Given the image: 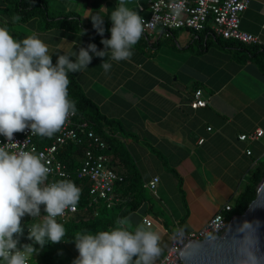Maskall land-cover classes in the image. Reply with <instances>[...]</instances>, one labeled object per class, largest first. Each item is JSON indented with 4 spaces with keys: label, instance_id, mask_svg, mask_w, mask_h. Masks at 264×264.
<instances>
[{
    "label": "crops",
    "instance_id": "0c3cea01",
    "mask_svg": "<svg viewBox=\"0 0 264 264\" xmlns=\"http://www.w3.org/2000/svg\"><path fill=\"white\" fill-rule=\"evenodd\" d=\"M46 1L53 15L77 16L81 22L78 30L34 28L32 34L53 58L68 54L75 60L71 54L89 43L103 49L90 16L105 18L103 38H110L108 17L119 0ZM139 4L147 5V0H125L140 17L148 15ZM241 28L260 44L217 41L205 31L187 28L168 35L158 27L151 35L142 32L129 59L112 60L109 50L104 57L111 65L107 72L101 58L90 52L91 64L74 73L102 116L118 121H103L112 137L109 153L116 169L147 182L160 177L157 192L147 190L148 199L130 216L135 228L128 229L143 226L158 235L159 253L152 264L161 262L178 228L189 234L204 227L235 202L257 166L264 165V134L240 139L264 130V70L253 53L256 45L264 50V0L251 1ZM198 90L207 105L195 108Z\"/></svg>",
    "mask_w": 264,
    "mask_h": 264
},
{
    "label": "clouds",
    "instance_id": "9594fccd",
    "mask_svg": "<svg viewBox=\"0 0 264 264\" xmlns=\"http://www.w3.org/2000/svg\"><path fill=\"white\" fill-rule=\"evenodd\" d=\"M90 18L102 37L103 49L89 43L71 54L75 60L60 54L55 63L48 46L35 33L17 41L6 26L0 27V136L6 141L0 144V264H29L49 242L61 243L65 227L57 217L67 209L75 211L80 197V189L70 180L45 183L50 169L43 162V153L10 151L21 144L15 134L29 130L51 137L76 111L75 102L68 98L69 73L88 67L93 59L90 52L101 58L100 66L107 72L111 68L104 60L107 52L110 50L115 61L129 59L143 31L140 16L125 0H119L108 17L110 38H103L105 18L99 13ZM25 216H42L27 227L30 243H21ZM117 225L95 234L78 232L72 241L78 256L72 264H152L159 253L158 235L143 226L130 231L124 220Z\"/></svg>",
    "mask_w": 264,
    "mask_h": 264
},
{
    "label": "built area",
    "instance_id": "2783aa9c",
    "mask_svg": "<svg viewBox=\"0 0 264 264\" xmlns=\"http://www.w3.org/2000/svg\"><path fill=\"white\" fill-rule=\"evenodd\" d=\"M252 0H147V5L139 4V10L144 14L142 20L143 33L151 35L158 27H162L169 35L171 30L187 28L195 32L208 31L214 36L231 39L242 43L260 44L259 38L241 28L243 12L249 7ZM207 101L201 98V90L196 92L192 100L193 107L206 106ZM211 129V127L209 128ZM264 130L258 129L254 133L242 134V140H255L263 136ZM39 135L30 134L29 130L24 133H16L15 140L19 145L11 147L13 152L33 151L35 154L44 155V163L50 169L46 184L70 178L71 172L68 163L59 157L61 150L70 144L83 147L79 167L76 171L77 177L85 181L90 195L95 202L105 201L111 206L116 199H119L116 186L124 181V174L120 173L114 166V158L109 153V144L102 134L97 133L90 127L87 120L77 119V113L70 114L62 125L55 132L53 140L41 147L38 142ZM200 141H204L202 138ZM5 138L0 136V144L5 143ZM252 151L247 150L250 154ZM159 176H154L147 187L154 193L157 192ZM82 186H80V190ZM231 204L220 209L209 222L199 230L189 234L178 228L169 245L166 255L159 264H183L179 252L186 243L195 238L205 240L215 235H222L227 231L230 219L229 211ZM67 209L63 216H58V222L66 221L71 215L78 212ZM44 214V213H43ZM42 214V216H43ZM41 216V219H42ZM25 218V217H24ZM147 225L152 221L144 218ZM29 264H33L32 259Z\"/></svg>",
    "mask_w": 264,
    "mask_h": 264
},
{
    "label": "trees",
    "instance_id": "16d2710c",
    "mask_svg": "<svg viewBox=\"0 0 264 264\" xmlns=\"http://www.w3.org/2000/svg\"><path fill=\"white\" fill-rule=\"evenodd\" d=\"M19 17V19H16ZM7 27L9 33L14 39L20 41L31 35L34 28L41 29H63L78 30L81 27L80 17H70L69 15L56 16L50 11L49 4L46 0H0V27ZM206 35L217 41L225 39L214 36L208 31ZM257 63L264 70V50L256 45L253 50ZM53 63L56 59L53 58ZM70 83L68 85V98L75 102L77 119L87 120L90 127L97 133L102 134L109 146L112 137L105 133V123L114 125L118 121L108 120L102 116L98 105L86 95L83 88L79 84L75 74L69 73ZM106 120L104 123L103 121ZM55 133L51 137L40 136L38 138L41 147L49 144ZM83 147L70 144L64 147L59 157L68 163L71 176L67 179L73 182L80 190V197L77 205L79 211L71 215L66 221L59 222L65 227V236L61 243L49 244L41 250L38 256L34 255L33 264H70L78 256L74 242H72L78 232L90 231L93 234L99 231H111L117 227V221L124 220L125 225L130 221V216L137 211L142 204L148 199L147 181L140 176L124 175V181L119 182L116 186V192L119 199H116L111 206L105 201L95 202L90 195L89 189L85 181L77 177V169L80 164ZM264 178V165L260 164L253 172L251 179L237 196L232 204V209L228 213L231 218L235 214H242L248 208L250 203L256 198L258 193V185ZM43 206H41V215L43 214ZM41 217L31 218L25 216L22 220L24 225V236L21 237V243H30L26 239L27 227L37 223ZM128 228V225L126 227Z\"/></svg>",
    "mask_w": 264,
    "mask_h": 264
},
{
    "label": "water",
    "instance_id": "95a60500",
    "mask_svg": "<svg viewBox=\"0 0 264 264\" xmlns=\"http://www.w3.org/2000/svg\"><path fill=\"white\" fill-rule=\"evenodd\" d=\"M179 254L183 264H264V178L256 198L231 217L224 234L193 238Z\"/></svg>",
    "mask_w": 264,
    "mask_h": 264
},
{
    "label": "rangeland",
    "instance_id": "374dc122",
    "mask_svg": "<svg viewBox=\"0 0 264 264\" xmlns=\"http://www.w3.org/2000/svg\"><path fill=\"white\" fill-rule=\"evenodd\" d=\"M128 224H126V225H124L125 227H127V225H128V228H130V229H134L135 228V225H133V224H131V223H129V222H127ZM34 256V255H33ZM32 259H33V257H32ZM72 261L73 260H71V262H70V264H72Z\"/></svg>",
    "mask_w": 264,
    "mask_h": 264
}]
</instances>
